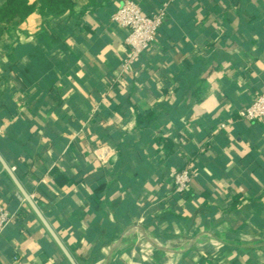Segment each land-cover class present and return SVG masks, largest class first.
<instances>
[{
    "label": "crops",
    "instance_id": "crops-1",
    "mask_svg": "<svg viewBox=\"0 0 264 264\" xmlns=\"http://www.w3.org/2000/svg\"><path fill=\"white\" fill-rule=\"evenodd\" d=\"M71 1L0 48V264H264V0H135L169 3L131 72L121 0Z\"/></svg>",
    "mask_w": 264,
    "mask_h": 264
},
{
    "label": "built area",
    "instance_id": "built-area-1",
    "mask_svg": "<svg viewBox=\"0 0 264 264\" xmlns=\"http://www.w3.org/2000/svg\"><path fill=\"white\" fill-rule=\"evenodd\" d=\"M168 3L164 2L154 13L146 15L135 0H121L111 14L110 21L125 33L126 52L120 64L122 72L133 71L140 55L152 46L166 18ZM242 118L250 123H264V89L253 95L250 104L242 111ZM221 128H224V125H221ZM108 156V150L104 149V153L98 156V159L103 160ZM192 176V171L187 167L175 172L172 177L173 192L175 194L186 192ZM28 197L31 200L35 196ZM10 219L7 210L0 204V236Z\"/></svg>",
    "mask_w": 264,
    "mask_h": 264
},
{
    "label": "trees",
    "instance_id": "trees-1",
    "mask_svg": "<svg viewBox=\"0 0 264 264\" xmlns=\"http://www.w3.org/2000/svg\"><path fill=\"white\" fill-rule=\"evenodd\" d=\"M73 7L71 0H39L34 4L29 0H0V48L12 47L11 33L18 30L31 13L37 11L58 17L65 11L71 12Z\"/></svg>",
    "mask_w": 264,
    "mask_h": 264
},
{
    "label": "water",
    "instance_id": "water-1",
    "mask_svg": "<svg viewBox=\"0 0 264 264\" xmlns=\"http://www.w3.org/2000/svg\"><path fill=\"white\" fill-rule=\"evenodd\" d=\"M5 170L12 176L9 168L2 163ZM16 185L18 186L20 192L22 193L23 197L25 198V200L34 208L35 212L38 213L37 209L34 207L33 202L29 199L28 195L22 190V188L19 186V184L15 181ZM51 235L53 236V238L55 239V241L57 242V244L59 245V247L63 250V252L65 253L66 257L69 259V261L72 262L70 256L67 254V252L65 251V249L63 248V246L61 245L60 241L57 239V237L54 235V233L49 229Z\"/></svg>",
    "mask_w": 264,
    "mask_h": 264
}]
</instances>
